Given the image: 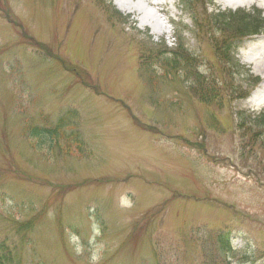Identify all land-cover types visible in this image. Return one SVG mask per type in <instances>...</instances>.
Returning <instances> with one entry per match:
<instances>
[{
    "label": "rangeland",
    "instance_id": "1",
    "mask_svg": "<svg viewBox=\"0 0 264 264\" xmlns=\"http://www.w3.org/2000/svg\"><path fill=\"white\" fill-rule=\"evenodd\" d=\"M116 2L0 0L5 264H264V0Z\"/></svg>",
    "mask_w": 264,
    "mask_h": 264
},
{
    "label": "bare ground",
    "instance_id": "2",
    "mask_svg": "<svg viewBox=\"0 0 264 264\" xmlns=\"http://www.w3.org/2000/svg\"><path fill=\"white\" fill-rule=\"evenodd\" d=\"M171 2V0H117L116 4L124 11L129 10V12L134 13L144 12L147 15L145 21L152 22L155 29H160L162 24L154 16L153 12L154 10L159 11L165 16V18H168V16H170L169 4H171ZM225 4L229 3L226 1ZM148 5H151L153 12L148 9ZM260 39H263L264 42V37H261ZM246 61L257 63V67L260 69L259 71H261L260 73L264 76V43L262 49L255 50L254 53L246 57Z\"/></svg>",
    "mask_w": 264,
    "mask_h": 264
},
{
    "label": "trees",
    "instance_id": "3",
    "mask_svg": "<svg viewBox=\"0 0 264 264\" xmlns=\"http://www.w3.org/2000/svg\"><path fill=\"white\" fill-rule=\"evenodd\" d=\"M43 135V136H42ZM30 137H39L43 141H53L54 140V133H49V130H45L43 128H33L29 131ZM30 228V227H27ZM7 258V255L0 254V264L4 263V260Z\"/></svg>",
    "mask_w": 264,
    "mask_h": 264
}]
</instances>
